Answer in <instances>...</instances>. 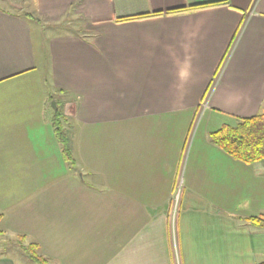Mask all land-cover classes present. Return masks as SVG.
Here are the masks:
<instances>
[{"label": "crops", "instance_id": "0c3cea01", "mask_svg": "<svg viewBox=\"0 0 264 264\" xmlns=\"http://www.w3.org/2000/svg\"><path fill=\"white\" fill-rule=\"evenodd\" d=\"M218 1L228 4L119 20ZM11 3L0 5V213L31 212L5 231L33 236L51 264L263 261L264 228L247 217L264 214V160L232 157L210 132L264 113V0ZM54 99L69 157L53 148ZM98 125L109 144L86 131Z\"/></svg>", "mask_w": 264, "mask_h": 264}, {"label": "trees", "instance_id": "16d2710c", "mask_svg": "<svg viewBox=\"0 0 264 264\" xmlns=\"http://www.w3.org/2000/svg\"><path fill=\"white\" fill-rule=\"evenodd\" d=\"M218 4H228V1L209 2L202 4H194L189 6H180L170 8L166 11H158L153 13L139 14L135 16H128L119 18L122 20H131L144 18L148 16L161 15V14H177L187 11L198 10ZM28 13V12H27ZM25 14V13H24ZM27 15H32L31 13ZM54 129L56 136L62 144L63 152L67 157L71 156L69 137L65 132L63 126V113L62 109L57 104V108L54 112ZM210 139L213 143L220 146L223 150L229 153L232 157L242 160L246 163H254L264 160V113L254 114L248 117L237 118V122L232 125L229 123L222 124L218 129L210 132ZM3 218V214L0 213V221ZM248 221L258 227L264 228V214L254 215L247 217ZM0 234L2 230L0 228ZM25 235H18V241L21 248L27 253V255L34 261L41 264H48L46 259L37 253L38 244L31 242L24 244ZM258 264H264V260Z\"/></svg>", "mask_w": 264, "mask_h": 264}, {"label": "rangeland", "instance_id": "374dc122", "mask_svg": "<svg viewBox=\"0 0 264 264\" xmlns=\"http://www.w3.org/2000/svg\"><path fill=\"white\" fill-rule=\"evenodd\" d=\"M12 2V0H0V5L2 4L4 7H6V8H14V5H12V4H14V3H11ZM17 2H19V1H17ZM11 3V4H10ZM34 14H37V12H34ZM43 20V19H42ZM37 23V22H36ZM40 25V24H39ZM42 27H44V33L46 34V36H50V35H52V32H54V31H52L53 29H50V27L48 26V27H46L45 25H41ZM45 28H46V30H45ZM67 31L66 30H63V29H61L60 30V33H58L57 35H60V34H62V33H66ZM44 69L45 68H40L39 69V72L40 73H37V74H34V75H32L33 76V81L34 82H36V83H38V82H40V80H42V78L44 79V76H45V73H47V72H45L44 71ZM51 84H52V80H51V82H50ZM26 91H24L23 90V93H25ZM33 92V90H30L28 93H29V96L31 97L32 96V93ZM55 100V99H54ZM53 101V100H52ZM56 101V100H55ZM15 103V102H14ZM56 105H57V102H56ZM55 104H51V106H50V112H55V110H56V106ZM61 107V106H60ZM206 114H207V112H206ZM237 118L238 117H236V116H233V115H230V116H226L225 117V119H226V121H227V123H229V124H232V125H234L236 122H237ZM196 122H198V121H196ZM198 124V123H197ZM66 127V129H68L67 128V126H65ZM96 127V128H95ZM108 126L107 125H98V126H91V127H88V128H86V131L87 130H90V129H95L96 130V132L99 134V136L98 137H96V138H93V140L95 141V143L96 144H101V145H106V144H109L110 142V140H109V137L108 136H105V135H107V132H108V128H107ZM196 127L198 128V126H196V123H195V129H196ZM212 128H214L213 126H212ZM211 128V129H212ZM195 129H194V131H195ZM203 129V126L201 125L200 127H199V129H198V132H197V136L199 137L200 136V138H201V136H202V130ZM67 133V132H66ZM70 133V132H69ZM103 135H101V134ZM67 135H69L68 133H67ZM26 139H30V138H26ZM33 139V141H34V138H32ZM72 139V138H71ZM42 140V139H41ZM49 140V138H47L46 137V141H48ZM59 140V139H58ZM93 141L91 142V144H95ZM49 145H51V142H49L48 143ZM60 144V143H59ZM62 146V145H61ZM63 147V146H62ZM62 147H60V145H57L56 144V146L55 145H53V148H54V151L56 152V153H60L61 151H60V148H61V150H62ZM46 149H49V146L48 147H45ZM33 149H36V145H34L33 146ZM51 151V150H50ZM53 151V152H54ZM32 152L34 153V151L32 150ZM62 153V152H61ZM100 154H102V153H100ZM3 159H5L4 158V156L0 153V162L1 161H3ZM69 161L70 162H72L71 161V159H69ZM251 185H255V182H252L251 183ZM257 185H258V183H257ZM179 186H180V188H181V199H182V178H180V180L178 181V184L176 185V187H175V190L177 189V188H179ZM174 190V191H175ZM247 195H248V192H247ZM173 197H174V194H173ZM1 203V205H0V207L1 206H3V205H5V204H7V202H5V201H1L0 202ZM28 203V199L27 198H24V201H23V204H27ZM179 203H180V205H181V200L179 201ZM172 200L170 201V204H169V207H168V209H167V213L169 214V210H170V207H172ZM10 211V212H9ZM17 211V212H16ZM5 212H7L8 214L10 213V214H12V216H10V215H8V214H6V217H4L1 221H0V228H1V230H2V234H0V256H8V257H11L12 259H14L15 261H16V263L17 264H41V263H39V262H36V261H34V260H32L28 255H27V253L21 248V246H20V243H19V241H18V234H9V233H7L6 231H5V229L7 228V224H8V220H11V219H13L14 217H15V215H17L19 212H31V211H23V210H17V209H15V208H9V209H7V210H5ZM16 212V213H15ZM173 235H174V233H173ZM28 239L27 240H24V244H29V243H31V242H34V238H33V236H30L29 234H28ZM36 241H38V240H36ZM48 242V241H47ZM45 243V242H44ZM43 243V244H44ZM43 244L42 245H40V247H44L43 246ZM45 245H49V243L48 244H46L45 243ZM46 249L47 250H49V248L48 247H46ZM81 252H82V249H79ZM42 251V250H41ZM36 252L37 253H39L40 252V249H38V250H36ZM48 264H51V263H48Z\"/></svg>", "mask_w": 264, "mask_h": 264}, {"label": "built area", "instance_id": "2783aa9c", "mask_svg": "<svg viewBox=\"0 0 264 264\" xmlns=\"http://www.w3.org/2000/svg\"><path fill=\"white\" fill-rule=\"evenodd\" d=\"M181 200V188H177L174 191V197L172 199V207H170L168 219L172 227H175L177 221L178 210L180 207L179 201Z\"/></svg>", "mask_w": 264, "mask_h": 264}, {"label": "water", "instance_id": "95a60500", "mask_svg": "<svg viewBox=\"0 0 264 264\" xmlns=\"http://www.w3.org/2000/svg\"><path fill=\"white\" fill-rule=\"evenodd\" d=\"M52 103L56 105V101L55 100H53ZM55 107H57V105Z\"/></svg>", "mask_w": 264, "mask_h": 264}]
</instances>
